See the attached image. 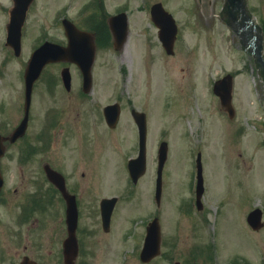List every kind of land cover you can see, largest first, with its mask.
I'll list each match as a JSON object with an SVG mask.
<instances>
[{"label": "rangeland", "instance_id": "1", "mask_svg": "<svg viewBox=\"0 0 264 264\" xmlns=\"http://www.w3.org/2000/svg\"><path fill=\"white\" fill-rule=\"evenodd\" d=\"M84 1L44 0L51 9L67 8L71 16ZM124 1L109 0L108 11L113 12L112 7ZM157 1L173 12L180 28L181 37L172 56L166 54L158 40L147 47L145 40L139 39L142 29L157 34L149 12ZM223 2L130 0L128 42L122 52L112 47L100 50L94 66V88L89 95H79L77 85L68 92L60 81L58 66L44 76L47 83L43 78L35 88V116L29 131L32 136L42 125L45 109H65L54 118L56 126L48 136L50 152L61 138L68 139L70 146L78 144L80 137L91 145L103 141L108 143L105 148L100 153L89 151L90 157L98 156L95 161L103 168L104 158L112 156L111 163H118L119 174L123 172L125 176L127 161L137 155L139 148L131 108L148 112V171L136 187L125 180L121 191L125 189L126 193L128 187L134 188L135 195L119 207L115 237L106 239L105 244L94 241L98 254L104 253L88 257L89 264H138L131 253L143 241V222L155 211L162 224L163 253L152 264H174L176 260L193 263L196 245L204 251H214L211 258L201 253L194 264H264V227L254 231L246 219L251 209L259 207L264 221V83L253 57L242 49L239 36L220 18ZM248 4L264 26V0H248ZM69 66L75 80L76 68L74 64ZM228 72L235 74L236 113L232 118L212 90L214 81ZM51 86L54 93L50 92ZM117 100L123 110L117 146L113 147L111 136L106 134L102 109ZM162 140L169 144L163 204L161 209L156 206L147 209L144 207L154 201L155 160ZM198 152L202 153L204 207L200 211L193 207L190 211L189 201L196 196ZM58 153L69 156L71 151L56 148L49 155ZM103 193L99 190L97 194ZM8 210L0 203V249L5 247L10 220L14 223L10 214V220L7 219ZM133 220L139 223L134 224ZM43 223L47 227L43 230L46 239L54 225L53 218ZM118 249L120 256L108 259ZM9 256L17 261L13 255ZM9 262L10 257H0V264ZM44 262L51 264L52 258L49 260L46 255Z\"/></svg>", "mask_w": 264, "mask_h": 264}, {"label": "flooded vegetation", "instance_id": "2", "mask_svg": "<svg viewBox=\"0 0 264 264\" xmlns=\"http://www.w3.org/2000/svg\"><path fill=\"white\" fill-rule=\"evenodd\" d=\"M108 1L85 0L80 4L74 16L69 17L80 30L91 34L86 46H95V63L100 50L109 47L115 50V37L109 25L110 16L122 11H127L129 15L130 0H125L118 7L117 5L112 7L111 11L113 12L108 11ZM60 8L61 6H56L55 9H51L44 0H0V145L3 148V153L0 154V172L4 177L0 203L9 210L11 209L10 213L8 210L7 219L10 220V216L12 219L14 217V223L10 220L11 225L8 226L7 238L3 243L5 247L0 249V257H10L9 264H20L24 260L27 264H49L44 262L46 255L49 260L52 258L51 264H61V260L64 262V244L68 237L67 199L60 187L47 177L48 168L62 173L66 189L70 195L74 196L78 207L76 237L79 250L75 264H89L88 257L103 255L104 252L101 251L98 254V250L94 249V241L97 244H105L106 239L115 237V232L119 227L116 220L119 207L135 195V190H131L130 194H126L125 189L121 191L126 178L123 172L119 174L118 163L115 165L111 163L110 157L112 156L107 154L108 158H104L102 162L103 168L100 163L95 161V157L98 156L90 157V152L98 151L100 153L108 144L106 142H93L91 145L85 143L80 137L78 144L70 146L68 139L61 138L53 150L69 148L71 151L69 156L66 153L49 155L53 150L50 152L51 143H49L48 136L56 126L54 118L58 114L61 115L65 109H45L42 125L32 136L29 132L35 116L32 100L30 119L25 135L13 137L16 127L25 117L27 96L24 72L33 49L46 42L68 43L63 20L59 16ZM51 10L53 14L50 15ZM64 11H68V9L66 8ZM139 34V39L145 40L147 47L157 41V35L147 30L142 29ZM68 65L70 63L64 61L49 63L46 66L47 74H51L53 66H58L62 70ZM74 67L76 68L75 65ZM59 75L64 86L61 71ZM75 76V80L74 77L72 78L71 89L68 90L66 87L65 89L70 92L73 86L77 85L79 95H89L92 89L89 93L84 91L83 75L80 73ZM41 81L42 79L37 80L34 88ZM94 81L92 88H94ZM49 89L54 93L52 86ZM12 108L15 109L12 110ZM103 110L104 108L102 115L106 122ZM119 124L112 128L106 122V134L111 136L109 139L114 143L113 147L117 146ZM36 145H45L47 148L40 152ZM76 152L78 154H75ZM99 190L104 192L101 196L97 194ZM107 198L114 199V207L108 222L105 223L101 204L102 200ZM161 204L159 205L154 199L153 202L151 200L148 207L144 208L152 209L154 206L160 207ZM50 217L53 218L54 225L51 228V233L45 239L43 230L47 227L43 222L49 220ZM154 217H156V211L150 215V218ZM121 243H123L122 238ZM9 254L17 258V261H13ZM120 254L121 249L119 252H112L111 258L108 259L118 258ZM113 255L114 257H112ZM155 259L143 263L138 256L137 263L152 264ZM181 264L183 263L181 262Z\"/></svg>", "mask_w": 264, "mask_h": 264}, {"label": "water", "instance_id": "3", "mask_svg": "<svg viewBox=\"0 0 264 264\" xmlns=\"http://www.w3.org/2000/svg\"><path fill=\"white\" fill-rule=\"evenodd\" d=\"M154 20L161 27L160 37L163 41L164 47L168 53L174 52V39L176 33V27L172 16L165 11L162 5L155 4L152 10ZM221 17L234 29L240 37L241 44L243 48L250 54L253 55L256 62V67L259 70L260 75L264 80V34L262 27L254 21L253 14L248 8L247 0H225L223 9L221 11ZM117 18V17H116ZM68 32L71 31L69 28L71 25L66 23ZM118 34L122 37V40L117 36V42L120 44L123 43L124 39L127 37V30L119 31ZM75 45L70 43L68 47H49L50 49L41 48L37 50L33 58L30 61L29 67L26 72L27 84H28V104L30 101L32 88L34 81L38 78L42 68L48 61H54L58 59H68L71 61H78L75 55ZM80 66L83 68L86 79L87 86L86 90L90 89L91 85V64L81 63L78 61ZM65 72L69 73V70L66 69ZM65 81L70 80V77L64 74ZM233 90V77L232 75H226L223 79L217 81L214 86V91L219 95L222 105L229 112L230 116L233 117L235 114V109L232 104V91ZM27 104V105H28ZM28 108V107H27ZM111 109L113 113L109 115ZM107 120L111 126H115L119 114H120V105L112 104L106 107ZM133 115L140 127V155L135 159L129 161L130 173L136 182L138 178L146 170V120L145 114L140 113L136 110H133ZM26 128V119L22 125L17 130V135L23 132ZM167 143L163 142L160 148V162H159V177H158V193L157 197L160 200V189H161V176L163 165L166 160L167 154ZM198 185H197V201L199 206L202 205V195L204 193V179L202 174V163H201V154L198 155ZM58 173L53 171L49 173V177L57 182ZM3 185V179L0 174V190ZM62 189L64 190L63 186ZM69 208H68V222H69V232L70 236L65 242L66 246V260L67 263H70V259L76 254L77 251V241L75 237V228H76V217L77 209L73 205H70V199L68 198ZM105 210V208H104ZM112 207L109 209V214H111ZM262 211L257 208L253 210L249 216L248 221L250 225L258 229L263 225L262 221ZM160 244H161V229L159 220L155 219L150 223L148 227V235L144 245V249L141 257L144 260H150L154 256L160 253ZM25 264V263H24Z\"/></svg>", "mask_w": 264, "mask_h": 264}]
</instances>
